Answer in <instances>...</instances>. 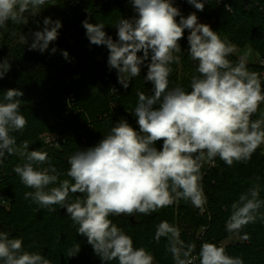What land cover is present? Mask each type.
Listing matches in <instances>:
<instances>
[{"label":"clouds","instance_id":"9594fccd","mask_svg":"<svg viewBox=\"0 0 264 264\" xmlns=\"http://www.w3.org/2000/svg\"><path fill=\"white\" fill-rule=\"evenodd\" d=\"M50 3L55 0H0V38L10 23L27 25ZM129 3L136 15L120 18L116 40L105 32L104 24L85 19L82 27L90 44L109 50L107 66L116 71L117 82L125 90L146 66L144 82L152 84L151 94L136 93L138 101L131 113L136 128L121 118L98 144L69 156L63 174L67 178L61 179L47 152L28 151L27 141L17 146L14 133L22 132L27 124L20 111L24 93L8 89L0 94V165L6 155L24 157L26 162L13 169L21 184L32 190L25 192L24 199L48 212H56L55 206L66 209L77 235L87 239L103 264H154L153 255L143 247H134L131 236L110 217L149 215L181 200L203 213L207 203L204 165L214 166L216 158L229 167L246 164L264 145V119H251L264 104V87L259 74L247 70L246 57H240L235 65L229 61L227 57L236 46L222 40L210 25L200 23L196 12L183 16L174 0ZM187 3L203 12L206 0ZM225 8L231 10L230 5ZM35 23L40 28V22ZM42 23V30L20 35L29 51L40 54L49 50L63 27L60 20L51 17H44ZM185 30L189 33L186 53L195 64L190 91L169 86L171 65L180 62L176 53L182 51L179 41ZM57 51L52 47L50 54ZM61 55L69 60L66 50H61ZM10 70L5 58L0 62V80ZM260 191L255 185L232 203L225 225L228 233L241 235L247 225L264 219ZM77 193L81 195L73 197ZM162 237L175 264H196L197 259L199 264H244L242 258L229 256L224 247L214 243H203L198 256H193L195 245L186 244L180 229L167 221L156 228L154 239L159 242ZM241 238L248 240L249 236L243 233ZM80 250L77 246L69 257ZM0 264L52 262L39 252L25 250L22 238H10L0 231Z\"/></svg>","mask_w":264,"mask_h":264},{"label":"trees","instance_id":"16d2710c","mask_svg":"<svg viewBox=\"0 0 264 264\" xmlns=\"http://www.w3.org/2000/svg\"><path fill=\"white\" fill-rule=\"evenodd\" d=\"M225 5H230L231 10H227ZM47 6L52 12L53 8L57 10L58 20L63 24V31L60 30L58 39L50 44L47 52L29 51L28 45L20 39V35L28 36L30 31L42 30L44 17L57 20L47 11L30 18L27 25L10 23L8 31L0 38V62L8 58L11 64V70L0 80V94L8 89L24 93L20 98V111L27 124L22 132L14 133L17 146L27 141L28 151L47 152L52 166L64 179L67 178L63 174L68 169V157L98 144L121 118L133 128L137 127L136 119L131 115L138 101L136 93L150 95L153 86L144 82L145 66L140 77L132 78L125 90L117 82L116 71H110L107 66L109 50L105 46L90 44L82 27L85 19L92 24H104L105 32L116 40L115 27L120 18L129 19L136 15L129 0H55L54 4ZM175 7L185 17L196 12L198 20L209 23L222 40L240 48L249 45L260 59L255 63L246 62L247 70L258 73L262 78L264 0H206L203 12L197 11L187 0L177 2ZM35 21L40 22V28ZM188 34L185 30L184 38L179 41L182 51L176 55L180 62L171 65L173 71L169 76V86H180L190 91L195 64L186 53ZM52 47L58 49L55 54H50ZM61 50L69 53V60L64 59ZM227 58L233 65L239 61L234 54ZM261 108L253 120L263 119ZM161 145L162 141L156 146L159 149ZM25 162L19 154L6 155L3 165H0V231L8 233L10 238H22L25 250L39 252L52 264H103L87 239L77 235L76 226L68 218L66 209L55 206L56 212H48L24 199L25 192L32 190L21 184L13 169ZM47 166L45 163L44 167ZM202 173L207 196L203 213L190 202L181 200L149 215L134 213L132 216L110 218L131 236L134 247H143L153 255L154 264H175L172 254L167 251V240L162 237L157 242L154 239L161 221L177 226L181 239L186 244L195 245L193 256H198L201 245L207 242L224 247L226 254L242 258L244 264H264V219L258 218L242 230L241 235L247 233L248 240L228 233L225 226L232 212L231 205L241 193L259 185V198L264 200L262 147L246 164L234 163L229 167L216 158L214 166L206 163ZM3 203H9L10 209L7 210ZM260 213L264 214V207ZM234 236L239 240L226 244ZM77 246L80 252L69 257L68 253ZM196 264H199L198 259Z\"/></svg>","mask_w":264,"mask_h":264},{"label":"rangeland","instance_id":"374dc122","mask_svg":"<svg viewBox=\"0 0 264 264\" xmlns=\"http://www.w3.org/2000/svg\"><path fill=\"white\" fill-rule=\"evenodd\" d=\"M180 1L181 0H174V6H176L177 5V2L178 3H180ZM44 12H48V15L49 16H55V18L56 19H58V17H60V15L59 14H57V10H54V8H53V12L52 11H50L49 9H48V6H47V4L44 6ZM46 12V13H47ZM58 16V17H57ZM200 23H203V24H206V25H208L209 23H206V22H204V21H202V20H200L199 21ZM63 28V27H62ZM62 30V29H61ZM63 31V30H62ZM238 59L240 58V57H242V56H244V57H246V62L247 63H255V62H257L259 59H260V57H259V55H258V53L257 52H255L249 45L248 46H246V47H243V48H240V47H237L236 46V51L233 53ZM261 112H263V116H262V118L264 119V106H262V108H261ZM261 147H262V151H263V153H264V146L263 145H261ZM3 205L6 207V209L7 210H9L10 209V204L9 203H3ZM236 240H239V237L238 236H234L232 239H230V240H228V242H226V244L227 243H230L231 241L233 242V241H236Z\"/></svg>","mask_w":264,"mask_h":264},{"label":"built area","instance_id":"2783aa9c","mask_svg":"<svg viewBox=\"0 0 264 264\" xmlns=\"http://www.w3.org/2000/svg\"><path fill=\"white\" fill-rule=\"evenodd\" d=\"M261 64L264 65V62H262ZM261 83H262V87H264V74H263V76H262V78H261ZM261 106H264V104H262ZM261 106H260V107H261ZM253 116H254V114H253ZM253 116H252V117H253ZM252 117H251V119H252ZM263 146H264V145H263Z\"/></svg>","mask_w":264,"mask_h":264}]
</instances>
